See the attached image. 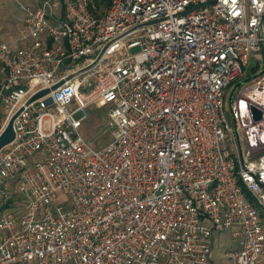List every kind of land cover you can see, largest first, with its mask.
<instances>
[{
    "label": "built area",
    "instance_id": "1",
    "mask_svg": "<svg viewBox=\"0 0 264 264\" xmlns=\"http://www.w3.org/2000/svg\"><path fill=\"white\" fill-rule=\"evenodd\" d=\"M11 1L0 264H211L229 229V263L264 264V74L224 111L264 49V0ZM95 102L112 136L98 150L80 131Z\"/></svg>",
    "mask_w": 264,
    "mask_h": 264
},
{
    "label": "rangeland",
    "instance_id": "2",
    "mask_svg": "<svg viewBox=\"0 0 264 264\" xmlns=\"http://www.w3.org/2000/svg\"><path fill=\"white\" fill-rule=\"evenodd\" d=\"M22 3H29L30 5L35 6V0H20ZM7 6V11L11 10L14 17L22 18V13L18 9L17 3L11 0H0V6L4 4ZM6 15L0 10V23L6 22ZM17 19V18H15ZM18 33V31H17ZM14 34L13 36H17L18 34ZM264 50V49H263ZM139 51L138 48L132 49L130 52L132 54L137 53ZM262 70V54L259 51L255 53L248 63V69L246 70V78H252L256 76ZM243 80V81H244ZM234 84L231 85L225 92L224 96V111L228 122H232L231 110L229 108V96L234 88ZM241 87H246L247 85H243ZM240 87V88H241ZM240 88L234 93L233 102L236 101L239 97L238 92H240ZM256 92L253 95V99L257 103H261L260 101L264 98V95L258 94ZM264 103V100H263ZM109 109V105L102 104L100 102H95L88 108L89 117L83 123L80 131L82 137L96 150L105 147L112 139L111 130L107 127V111ZM4 117L5 113L0 110V132L4 127ZM44 129H48V122L44 123ZM62 201H67L69 204V199L67 196L59 194L57 200L51 205V210L53 213L56 212L55 208L61 205ZM233 229L226 230L224 232H215L212 235V259L211 264H229V260L225 253H229L230 251H234L237 249V243L233 242L231 239V232Z\"/></svg>",
    "mask_w": 264,
    "mask_h": 264
},
{
    "label": "water",
    "instance_id": "3",
    "mask_svg": "<svg viewBox=\"0 0 264 264\" xmlns=\"http://www.w3.org/2000/svg\"><path fill=\"white\" fill-rule=\"evenodd\" d=\"M260 52L262 54V70L257 74V76L255 77H260L264 74V50L261 48L260 49ZM254 77L252 78H249L247 80H244V81H241L239 83H237L230 96H229V108L231 110V117L233 119V116H232V103H233V96H234V93L235 91L243 84V83H246L248 81H250L251 79H253ZM63 82H59L58 84H56L55 86L52 87V90L56 89L57 87H59ZM263 84H261L260 86L262 87ZM48 93V90H43L37 94H35L29 101H28V104L45 96L46 94ZM19 113V112H18ZM15 114L8 122L7 124L5 125V127L2 129V131L0 132V151L1 149H3L5 146L9 145L13 139H14V132H13V121L15 119V117L18 115ZM252 114H253V119L254 121L258 122V121H261L262 119V114L260 112H258L257 110L255 109H252Z\"/></svg>",
    "mask_w": 264,
    "mask_h": 264
},
{
    "label": "crops",
    "instance_id": "4",
    "mask_svg": "<svg viewBox=\"0 0 264 264\" xmlns=\"http://www.w3.org/2000/svg\"><path fill=\"white\" fill-rule=\"evenodd\" d=\"M30 1H32V0H30ZM27 4H29V3H27ZM7 9L8 8L5 5V3L0 6V10L6 15V18H5L6 22L0 23V42L1 41H7V40H10V39L16 37V35L15 36H13V35L16 34L17 31L19 32V30L21 28V19L22 18L14 17L12 14V11L11 10L7 11ZM15 18H17V19H15ZM2 79H3V75L0 74V82L2 81ZM225 254H224V256H225Z\"/></svg>",
    "mask_w": 264,
    "mask_h": 264
},
{
    "label": "trees",
    "instance_id": "5",
    "mask_svg": "<svg viewBox=\"0 0 264 264\" xmlns=\"http://www.w3.org/2000/svg\"><path fill=\"white\" fill-rule=\"evenodd\" d=\"M109 0H98L97 5L106 6Z\"/></svg>",
    "mask_w": 264,
    "mask_h": 264
}]
</instances>
